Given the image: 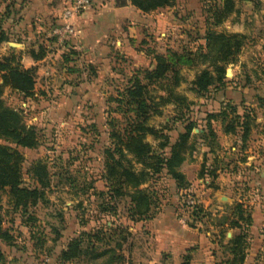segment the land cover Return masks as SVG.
Returning a JSON list of instances; mask_svg holds the SVG:
<instances>
[{
    "label": "rangeland",
    "instance_id": "rangeland-1",
    "mask_svg": "<svg viewBox=\"0 0 264 264\" xmlns=\"http://www.w3.org/2000/svg\"><path fill=\"white\" fill-rule=\"evenodd\" d=\"M123 3L130 6L131 1L99 0L94 9L105 6L102 11L108 17L112 15L107 10ZM23 4L24 0H0V17L9 36L0 44V59L14 49L25 67L35 66L34 91L27 97L5 88L0 113L14 110L35 128L38 145L19 147L24 156L19 187L38 188L41 195L35 201L26 192L0 189V264H144L141 256L153 247L147 226L153 218L133 221L130 198L110 197L103 177L104 150L111 144L110 121L122 118L112 98L135 74L152 69L155 56L169 49L197 54L195 65L181 68L176 88L187 101L163 105L162 114L154 115L150 124L168 134L172 144L187 124L195 123L191 148L180 167L188 185L178 188L163 171L143 187L153 194L155 216L172 208L180 219L197 223L213 242L217 264H228L233 258L229 238L240 232L231 228L235 205L243 203L251 214L264 213V0H235L234 11L217 26L207 21L209 0H176L145 13L131 3L121 20H108L99 41L88 47L74 38L60 42L54 37L50 31L58 17L45 19L40 28L35 20L29 28L20 25ZM208 28L241 35L232 41L243 44L226 64L223 80L198 93L192 82L213 58L198 56ZM33 54L43 56L34 59ZM160 87L152 89L154 94L163 93ZM246 113L251 129L244 134L238 122ZM233 122L236 131L226 132L225 125ZM163 140L147 136L155 150ZM37 161L36 168L48 172V186L31 176ZM196 205L208 215L195 220L191 214ZM263 224L256 232L248 228L246 259L237 264H264ZM74 239L83 240V251L65 262L61 254Z\"/></svg>",
    "mask_w": 264,
    "mask_h": 264
},
{
    "label": "trees",
    "instance_id": "trees-1",
    "mask_svg": "<svg viewBox=\"0 0 264 264\" xmlns=\"http://www.w3.org/2000/svg\"><path fill=\"white\" fill-rule=\"evenodd\" d=\"M130 1L141 11L150 12L172 6L176 0ZM209 3L210 16L207 17V21L214 26L219 25L225 15L235 9V0H209ZM3 22L4 19L0 17V44L9 40ZM238 36L241 35L231 36L214 31L212 28L207 29L204 36L206 44L200 46L202 51L199 50L201 53L198 56L205 60L209 58V55H213V58L211 66L202 69L196 75L192 82L193 90L203 93L216 82L223 80L226 64L232 61L235 53L243 44L242 40H237L235 43L232 41V38ZM42 56V54L38 56L33 54L34 59ZM196 59L197 54L192 51L180 53L169 49L165 54H157L156 64L152 69L135 74L126 87L112 98L117 103L116 111L122 118H114L110 121L111 144L104 150L103 177L109 183L111 198L115 196L130 198L129 214L133 221L150 219L155 216L153 194L143 187L153 176L166 171L176 181L178 188H187L186 176L180 167L185 161V153L191 148L189 141L195 123L187 124L185 131L181 132L176 142L171 144L170 136L150 124V119L156 114H162V106L167 103L181 105L182 102L187 101L186 97L176 92V88L181 83V68L195 65ZM0 73L2 79V82L0 81V101L7 87L27 97L33 95L36 67H25L14 49L11 50L9 57L0 59ZM158 84L163 93L154 94L152 89H156ZM7 114L10 113L5 110L0 113V139L9 142L0 143V189L10 187L15 192H26V196L33 197L36 201L41 195L38 188L28 190L19 187L22 182L24 160L19 147H36L38 145L37 132L33 126L21 121L14 110L10 117H7ZM249 118V113H246L243 121L238 122L244 128V134L249 133L251 129ZM236 129L237 125L234 122L225 125L226 132H235ZM148 135L156 139H164L163 142H159L158 150H155L153 144L147 141ZM166 148H170V151L167 152ZM39 162L33 165L31 176L39 180L43 187L48 186L50 184L48 172L46 169L40 172L39 168H36V163ZM135 164H139L140 167L137 168ZM1 209L0 198V213ZM191 215L198 220L207 216L208 213L203 206L196 205ZM235 216L231 220V228H238L240 232L229 240L233 258L228 264L245 261L248 228L253 222L252 214L246 210L243 203L235 205ZM188 224L197 227L195 222H188ZM82 245V239L72 240L67 249L63 250L61 259L67 262L77 258L83 251ZM104 253H99L95 258L103 256ZM189 259L188 255L185 256L184 264H189Z\"/></svg>",
    "mask_w": 264,
    "mask_h": 264
},
{
    "label": "crops",
    "instance_id": "crops-1",
    "mask_svg": "<svg viewBox=\"0 0 264 264\" xmlns=\"http://www.w3.org/2000/svg\"><path fill=\"white\" fill-rule=\"evenodd\" d=\"M66 3L67 0H24L23 9H21L23 18L20 25L29 28L30 22L35 20L36 28H40L42 23H45V19L51 17H58L59 23ZM97 6V9L93 7L75 18L77 35L73 38L76 44L88 47L91 43L99 41L98 38H101L102 31L107 29L108 20L113 19L118 22L126 13L125 11L132 7L131 3L130 6L123 3L121 6L111 7L107 11L112 16L104 17L105 13L102 10L106 9L105 6ZM133 8L138 12H143L136 7ZM29 34L31 33L29 32ZM252 217L253 222L250 229L252 232H256L264 221V213L261 214L255 210ZM147 226L153 247H151L152 249L147 247V254L141 256L144 264H184L187 255L190 257L189 264H217L211 250L214 247L212 240L200 228L193 227L180 219L174 209L163 208L157 216L148 222ZM232 230L235 229L232 228ZM257 239L254 238V241Z\"/></svg>",
    "mask_w": 264,
    "mask_h": 264
},
{
    "label": "built area",
    "instance_id": "built-area-1",
    "mask_svg": "<svg viewBox=\"0 0 264 264\" xmlns=\"http://www.w3.org/2000/svg\"><path fill=\"white\" fill-rule=\"evenodd\" d=\"M99 0H68L60 17V22L56 24L50 33L60 42L73 38L77 35L75 18L93 8Z\"/></svg>",
    "mask_w": 264,
    "mask_h": 264
},
{
    "label": "water",
    "instance_id": "water-1",
    "mask_svg": "<svg viewBox=\"0 0 264 264\" xmlns=\"http://www.w3.org/2000/svg\"><path fill=\"white\" fill-rule=\"evenodd\" d=\"M125 1H127V0H125Z\"/></svg>",
    "mask_w": 264,
    "mask_h": 264
}]
</instances>
